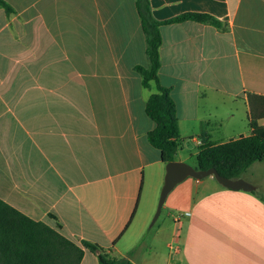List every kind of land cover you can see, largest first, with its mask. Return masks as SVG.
Listing matches in <instances>:
<instances>
[{
	"label": "crops",
	"instance_id": "crops-1",
	"mask_svg": "<svg viewBox=\"0 0 264 264\" xmlns=\"http://www.w3.org/2000/svg\"><path fill=\"white\" fill-rule=\"evenodd\" d=\"M6 1L15 11L0 6V198L134 264H264V201L213 175L178 183L167 196L173 228L147 238L166 163L148 139L157 88L136 70L148 65L136 0ZM149 1L160 21L203 12L228 26L160 27L159 77L181 136L197 153L203 130L214 142L250 134L238 121L243 112L249 124V92L264 96V0ZM80 264L99 257L86 249Z\"/></svg>",
	"mask_w": 264,
	"mask_h": 264
},
{
	"label": "trees",
	"instance_id": "trees-1",
	"mask_svg": "<svg viewBox=\"0 0 264 264\" xmlns=\"http://www.w3.org/2000/svg\"><path fill=\"white\" fill-rule=\"evenodd\" d=\"M147 41L148 65H136L145 87L153 83L157 91L146 102V112L156 126L148 132L150 143L161 149L165 163L176 160L184 137L181 136L177 102L159 77L161 66L160 46L162 44L161 25L165 23L195 20L209 23L221 30L227 24L209 13L185 12L171 19L157 20L151 11L149 0H136ZM0 6L7 13L14 8L6 0ZM251 116V133L223 142L211 140L205 130L199 137L201 143L196 153L195 167L207 169L215 167L224 176L237 178L254 162L264 160V125L259 119L264 117V96L248 93ZM264 201V195L260 196ZM95 252L100 264H134L127 257L115 256L99 243L83 240L78 244L42 220H35L0 198V264H80L85 250Z\"/></svg>",
	"mask_w": 264,
	"mask_h": 264
},
{
	"label": "rangeland",
	"instance_id": "rangeland-1",
	"mask_svg": "<svg viewBox=\"0 0 264 264\" xmlns=\"http://www.w3.org/2000/svg\"><path fill=\"white\" fill-rule=\"evenodd\" d=\"M239 120V119H238ZM239 122V127H240V131L241 133H248L250 131V126L248 124V118L246 115H244V113L242 112V116L240 117ZM226 139H230L228 138L229 136H226ZM196 150H197V146L196 143L192 140L191 137H187L185 138L184 142H183V151L181 153V156L184 157L185 160L188 162L189 164L196 166L197 165V158H196ZM242 178H244L245 180H247L248 182L252 183L254 181H260L264 183V161H256L253 164H251L241 175ZM251 192H253L254 194L258 195L259 197L261 195H264V189L262 188H258L255 190H251ZM169 198L167 197L162 211L158 217V221L154 224H152V220L154 218V214L156 212V209L154 211V214L152 215L150 221H149V226L147 228V230H150L147 238L150 240L153 233H156L157 231L160 230L166 232V230H168V225H167V221L168 224L172 227V222L170 219H168V215H169ZM164 224V228L159 229V226ZM162 234V233H161ZM159 248L161 251L163 252H167L168 251V247H167V240L166 238L162 237V235H160V241H159Z\"/></svg>",
	"mask_w": 264,
	"mask_h": 264
},
{
	"label": "water",
	"instance_id": "water-1",
	"mask_svg": "<svg viewBox=\"0 0 264 264\" xmlns=\"http://www.w3.org/2000/svg\"><path fill=\"white\" fill-rule=\"evenodd\" d=\"M208 175H213L218 182L222 185L231 189H243L246 191H251L256 189V185L248 182L242 177L231 178L224 176L218 172L215 167H209L207 169L197 168L186 161L183 160H172L166 163V174L164 178V184L161 189L160 197L152 224L159 217L163 205L169 192L181 181L185 180L187 177H195L201 179Z\"/></svg>",
	"mask_w": 264,
	"mask_h": 264
},
{
	"label": "built area",
	"instance_id": "built-area-1",
	"mask_svg": "<svg viewBox=\"0 0 264 264\" xmlns=\"http://www.w3.org/2000/svg\"><path fill=\"white\" fill-rule=\"evenodd\" d=\"M199 143H200V141H198ZM188 214L190 213V212H187Z\"/></svg>",
	"mask_w": 264,
	"mask_h": 264
}]
</instances>
